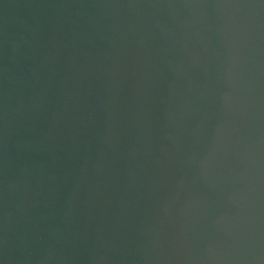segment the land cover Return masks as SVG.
Returning a JSON list of instances; mask_svg holds the SVG:
<instances>
[{
  "label": "water",
  "instance_id": "obj_1",
  "mask_svg": "<svg viewBox=\"0 0 264 264\" xmlns=\"http://www.w3.org/2000/svg\"><path fill=\"white\" fill-rule=\"evenodd\" d=\"M0 264H264V0H0Z\"/></svg>",
  "mask_w": 264,
  "mask_h": 264
}]
</instances>
